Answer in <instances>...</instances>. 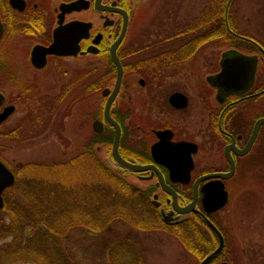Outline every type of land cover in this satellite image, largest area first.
Returning <instances> with one entry per match:
<instances>
[{"label": "flooded vegetation", "instance_id": "af4514ba", "mask_svg": "<svg viewBox=\"0 0 264 264\" xmlns=\"http://www.w3.org/2000/svg\"><path fill=\"white\" fill-rule=\"evenodd\" d=\"M183 1L0 0L4 28L0 115L13 108L0 121V142L34 139L50 128L52 119L59 116V124L63 122L66 103L76 105L90 92L95 97L92 136L87 140L91 149L85 150L86 142L74 157H102L99 150L107 148L104 157L109 161H104L118 169V175L142 182L138 186L129 183L157 217L146 223L153 224L146 231L174 230V237L183 239L187 257L200 264L221 244L202 212L223 239L222 249L206 264H264V41L243 34L235 23L225 20L236 41L219 44L224 49L217 67L205 71L202 50L216 44L200 37L207 33L209 8L180 26L176 18ZM228 14L225 9L224 19ZM119 38L116 53L123 76L110 113L121 128L120 155L146 166L137 172L116 161V130L105 121L106 102L117 77L112 49ZM51 46L55 50L46 52ZM228 49L255 56L256 70L247 88L225 91L219 100L218 87L208 77L222 70V55ZM134 87L139 88L138 105ZM106 89L108 95L103 93ZM175 93L186 98L185 105L171 100ZM194 96L200 99L198 107ZM35 107L49 108L45 113L46 118L51 116L48 124L34 119ZM96 121L103 123L100 130ZM10 170L17 179V170ZM218 179L228 200L207 212L202 187ZM234 195L244 205H230ZM192 204L200 212H180ZM162 212L168 213L169 221ZM235 216L238 220H233ZM135 251H127L129 264L144 255L142 250Z\"/></svg>", "mask_w": 264, "mask_h": 264}, {"label": "rangeland", "instance_id": "374dc122", "mask_svg": "<svg viewBox=\"0 0 264 264\" xmlns=\"http://www.w3.org/2000/svg\"><path fill=\"white\" fill-rule=\"evenodd\" d=\"M212 2L213 0H184L179 7L180 12L178 13L176 21L178 23L180 22V26L185 23L187 24L188 21L190 22L196 19V16H198L202 10L208 9L212 5ZM228 12L229 21L233 18L240 32L256 36L258 39L264 41V0H231ZM175 26L174 23V27ZM223 49L224 47H219L216 44L214 46V44H212L210 48L206 47L202 50V58H204L203 62H205L203 69H205V71L214 70L217 67L220 53ZM134 78H137V76H134ZM178 80L179 83H181V78H178ZM133 90L136 95L135 103L138 105L139 88L134 87ZM84 96L83 100L76 105L73 103H66L67 110L63 122L59 124V116L56 117V119H52L50 128L36 135L34 139L29 141L7 140L0 142V158L5 160L10 168L13 170L16 169L20 174L18 184L11 188L5 196H12L13 201L15 199L18 202L24 201L22 197V189H24L26 185L24 179H29L28 177H30V175H26L29 172L27 168H24L26 164L31 162L52 163L55 161H65L82 152L84 143L88 142L87 140L92 136V106L95 100V97L93 98L90 96V92L84 93ZM96 99L98 104L101 105L102 97L100 94L97 95ZM194 99V106L198 107L200 99H197L195 96ZM67 102H69V99H67ZM62 110L64 109L62 108ZM57 125H60L61 129H59V126L58 129H56ZM99 153L103 161H109L104 157L107 154V148L105 149L102 147ZM91 159H93V157H91ZM94 160L95 159H93V161ZM88 161H90V159ZM81 171L82 172L76 171V173L80 174L79 192L81 193L76 196V198L79 199L75 198L76 202L73 204L72 200L69 199V192L71 189L64 185L61 191V204L59 203L57 207L52 209L49 222H52L51 225L55 228L60 226L64 227L73 218L97 223L105 220L110 213L112 214L115 212L113 205L108 204L107 198H105L102 203L97 201L100 197H106V193L98 192V195L96 194L95 191L97 188L95 184L98 179L94 174L95 171L92 170L89 165L87 169ZM67 180L68 179L63 178L64 183ZM128 181L137 186L142 184L139 179L132 176L129 177ZM247 197H249V195ZM18 202H15V204ZM244 202L241 199L240 201H235L234 195L230 205L233 204L235 207L240 203L244 205ZM17 205L19 206V203ZM86 205L89 207L87 208L88 210L85 209ZM133 206L134 204L132 201L125 204L124 201L120 200L117 211L121 213L125 211L127 214L126 218L124 220L122 218L119 220H112L108 222V226L99 231L89 228L86 226L87 223H73V226L71 225L66 231V237L63 242L62 240H57L56 236L51 232H40L36 237L30 238L29 250L25 255L37 257L35 252H42L45 257L51 258L50 264H70L65 254L69 255V259H71L74 264H113L111 256H113L114 259L117 257L121 259L125 257L127 251L136 250L139 252L142 250L144 255L141 257V261L137 259V261H134V264H194L197 262L187 257L186 247L182 246V243H184L182 242V237L178 240L174 235L163 229L160 231L156 230V232H152L151 229H149L150 231H146L145 228H149L153 225L146 223L151 219H156V217H149L148 210L144 211L146 213V219L143 220L144 223L142 222L143 227H141V229L134 227V224H131L134 222L132 220L133 215H131L130 211L133 209ZM245 206L242 209L249 208V205H247L248 207ZM24 207L27 208L31 206L27 204L24 205ZM69 211L73 214L66 218L65 216L70 214ZM5 213H0V220L3 219L5 221L3 223L7 224L10 221V217ZM246 214L248 216V213ZM234 219L238 220L236 216L233 220ZM26 232L31 237L36 234L34 228H29ZM184 234L187 235L186 233ZM41 235H45L46 238L43 237V240L39 239L38 236ZM11 240L12 236L3 237L0 234V248L4 243L10 242ZM38 240L41 244H39ZM129 243L131 244L129 245ZM122 261L125 264L130 263V260L127 259ZM11 264L41 263L39 261L19 259Z\"/></svg>", "mask_w": 264, "mask_h": 264}, {"label": "trees", "instance_id": "16d2710c", "mask_svg": "<svg viewBox=\"0 0 264 264\" xmlns=\"http://www.w3.org/2000/svg\"><path fill=\"white\" fill-rule=\"evenodd\" d=\"M227 2L228 0H213L212 5L209 7V16L205 19V21H207L205 24V26H207V33L200 35L202 39L214 42L217 46L224 42L236 41L235 37L231 35L225 27L224 10ZM230 23L231 25L234 23L233 18ZM197 40L198 38L195 37L194 41ZM44 106L45 105L43 104V107ZM43 107L39 109H36L37 107H35L34 119L48 124L51 120V116L48 119L46 118L47 115H45V113L52 107V104L47 109ZM35 131H37V129H35ZM86 144L87 146H85V150L89 151L91 149L90 140ZM89 159L90 161H88ZM93 159H95V162ZM93 159H91V157H72L65 161H55L52 163L31 162L24 166V168H27V171H29L26 175H30V177H28L29 179H24L26 184L24 189H22V197L24 201L18 202L16 199V201H13L12 196L6 195L5 206L2 210H0V213L6 212L5 214L10 217V221L7 224L3 223L5 222L3 219L0 220V234L3 237L12 236V240L4 243L0 248V264H11L19 259L39 261L41 264H50L51 258L45 257L42 252L36 251L35 254H37V257L25 255V253L29 250L30 238L32 239L33 237H36L40 232H51L56 236L57 240H62L63 242L66 237V231L73 223H87L86 226L95 231L102 230L108 226V222H111L112 220H119L121 218L124 220L126 218L127 214L125 211L122 213L117 211V206L119 205L120 200L124 201L125 204H128L131 201L133 202L134 206L130 211L131 215H133V217H131L134 223L131 224H134L133 226L136 228L141 229V227H143L142 222L144 223L143 220L146 219L145 210L149 211L150 218L156 217L151 209L147 207L139 192L130 185L129 181L118 175L117 171L111 164L105 163L101 157H93ZM88 165L95 171L94 174L98 179L95 184V187L97 188L95 191L96 194L98 195V192L106 193V197H100L97 201L102 203V201L107 198L108 204L113 205L115 212L112 214L110 213L105 220L97 223L89 221L86 222L78 218H73L64 227L60 226L55 228L51 225L52 222H49V220L52 209L57 207L59 203L61 204V191L63 190L64 185L71 189L69 192V199H71L74 204L76 202V196L81 193L79 192L80 174L76 173V171L82 172L81 170L87 169ZM17 176L16 183L13 187H15L19 181L20 174L18 171ZM63 178L68 180L64 183ZM11 188L7 189L5 194L8 193ZM15 202H18L19 206L17 205L18 203L15 204ZM27 204L31 207H24V205ZM87 208H89L88 205H86L85 209ZM69 213L70 214L65 216L66 218L73 214L70 211ZM150 213L152 214V217ZM29 228H34L36 230L35 236L31 237L28 235L26 231ZM170 232L174 235V230H170ZM43 237L46 238L45 235L38 236V238L42 240ZM38 242L41 244L39 240ZM65 255L70 264H74L71 259H69V255ZM125 256H127V252ZM111 257L114 264H125L122 261L126 260L125 257L121 259L119 257H115L116 259H114L113 256Z\"/></svg>", "mask_w": 264, "mask_h": 264}, {"label": "water", "instance_id": "95a60500", "mask_svg": "<svg viewBox=\"0 0 264 264\" xmlns=\"http://www.w3.org/2000/svg\"><path fill=\"white\" fill-rule=\"evenodd\" d=\"M228 8V5H227ZM85 23V22H84ZM3 26L0 20V38L3 34ZM121 41V38H119L115 44L114 48L112 49V57L116 63L117 66V77L115 81V86L111 94L109 95L107 102H106V109H105V121L110 123L115 127V137H114V145H113V154L116 159V161L125 168H128L132 171H142L146 168V166H143L141 164L132 163L128 160H126L124 157H122L119 153L118 147L120 142V136H121V128L119 123L112 117L110 113V107L111 104L117 95L121 81L123 76V68L122 64L118 58V55L116 53V48L118 43ZM56 45V43L54 44ZM55 46H51L47 48L46 52H52L55 50ZM256 63L257 58L255 56H247L243 53H241L238 50L235 49H228L224 51L222 55V70L219 71L216 74L210 75L208 77V80L218 87V93L217 98L221 100V93L227 91H240L241 88H247L253 81L255 70H256ZM110 92L109 89L104 90V95H108ZM174 99H177L179 101H182L185 105L186 98L181 93H175L171 96V100L174 101ZM13 110L12 107L7 108L1 115H0V121L3 120L10 111ZM95 126H98V130L101 129L103 126L102 121H96ZM192 166V164L190 165ZM118 171V169H116ZM228 174H223L222 176H228ZM15 182V176L14 173L6 166V164L0 159V209L4 207L5 201L3 198V192L4 190L13 185ZM202 202L204 204V207L207 212H211L214 210H217L225 205V203L228 200V192L224 189V184L221 179L212 181L211 183H207L202 187ZM198 197V191L195 192V199L194 204L196 202V199ZM195 206V205H194ZM193 204L189 206L188 208L179 209L182 213H187L189 210H196L197 208L194 207ZM196 212H200L198 209ZM205 222L219 235L221 238V244L218 247V249L213 252L211 255H209L207 258H205L200 264H206L208 260L213 258L223 247V239L222 234L219 231V229L215 226V224L202 212H200ZM162 216L165 220L169 221L170 217L168 213L162 212Z\"/></svg>", "mask_w": 264, "mask_h": 264}]
</instances>
